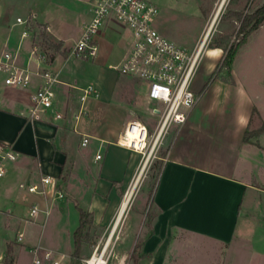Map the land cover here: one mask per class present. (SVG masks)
<instances>
[{
	"label": "crops",
	"instance_id": "crops-1",
	"mask_svg": "<svg viewBox=\"0 0 264 264\" xmlns=\"http://www.w3.org/2000/svg\"><path fill=\"white\" fill-rule=\"evenodd\" d=\"M95 1L0 0V54L4 50L16 53L18 63L28 66L32 72L27 86H17L7 84V74L0 70V141L13 144L18 152L8 172L0 177V208L7 212H0L4 214L3 220L20 225L23 219L29 220L32 205L40 203L41 208L49 210L46 217L55 211L57 222L70 226L75 222L72 213H76L77 219L83 208L91 213L93 222L103 228L107 236L113 233L114 237L118 229L120 236L125 235L130 241L132 235H138L132 249V253L138 249L132 256L134 264H264V143L262 135L249 141L243 138L247 128L262 124L260 121L251 123V113L242 116L232 150L226 155L214 142L212 146L206 142V132L201 130L204 126L198 123L201 117L192 108L187 121L175 127L176 133L167 145L166 154L161 153L162 148L158 153L163 163L156 180L139 185L125 212L121 213L122 193L138 175L144 155L120 144L118 139L126 122L138 118L133 112L135 89L139 87L147 97V84L141 79L137 87L130 79L134 76L128 74L127 91L123 89L111 99L115 105L94 106L92 116L75 121L74 112L80 106L83 85L72 77L74 71L67 51L73 46L68 45L66 36L76 27L79 32L76 38L80 37L85 23L92 17ZM246 2L226 1L225 10L222 9L215 24L224 11V16L227 9L231 13L227 18L223 16L216 35L235 29L234 12L240 11ZM263 3L264 0H259L254 8ZM214 10L200 12L199 34L187 48H194L204 36ZM18 17H22V21H18ZM32 22L38 27L43 25L53 41H62V49L57 51L38 43ZM161 24L158 15L156 25L164 33ZM262 28L264 20L249 34L245 44ZM212 32L209 41H212ZM96 37L98 51L94 61L116 51L117 64L129 46L132 32L120 21L110 18ZM35 42L44 53V59L33 53ZM225 48L222 42L206 46L202 58L207 57L206 67L197 91L202 89L225 54ZM44 68L57 71L61 82L54 85L57 92L54 110L41 119H33L29 110L31 94L42 84L36 71ZM113 106H118L120 112L113 114L112 108L117 110ZM55 110L62 112L63 117L57 118ZM86 135L89 140L84 145ZM43 173L55 179L58 188L65 193L63 197L45 196L20 187L21 182L39 181ZM144 187H151L152 191L143 192L138 201L137 193ZM27 197L30 198L28 215L22 213ZM64 235L67 243L63 247L61 244L46 247L62 263L75 250V241L72 247L70 235ZM20 245L23 248L14 263L32 264L33 253L29 247L35 244L27 240Z\"/></svg>",
	"mask_w": 264,
	"mask_h": 264
},
{
	"label": "rangeland",
	"instance_id": "rangeland-1",
	"mask_svg": "<svg viewBox=\"0 0 264 264\" xmlns=\"http://www.w3.org/2000/svg\"><path fill=\"white\" fill-rule=\"evenodd\" d=\"M154 1L157 2L160 8L159 15L162 21L160 28L164 33L180 44L186 47H191L194 43L195 37L199 34V28L202 24L200 18L202 15H200V12H207L211 9H215V13L221 0ZM258 2L259 0H247V2L242 5L240 11L234 12V16L237 17L235 29L229 33H219L216 35V32L219 30V23L224 16V11L218 23L214 25V30L212 29L213 32L211 31L212 35L210 40L212 41H209L208 44L214 45L227 40L226 38H228V40L223 43L226 45V48L237 46V44L240 43L239 40L243 37V33H240L242 16L253 12L256 9L254 8V5ZM225 6L223 7V10H225ZM229 13H231V11L227 9V14L224 17L227 18ZM32 27L36 30L38 43H43L42 37L40 36V30L42 27L36 26L33 22ZM78 33L76 27L67 33L66 37L69 46L72 47L75 44ZM214 35L215 37L213 38ZM245 43L238 47L231 69L228 67H222L218 70L216 67L221 59L217 62L202 89L198 90L201 92V97L193 107L194 111L198 112L197 114L201 117L198 123L199 125L202 124L204 126L201 130L206 132V136L204 137L206 142L211 144L209 146H212V143L214 142L216 144L215 147L217 149L219 148L221 151L224 150L226 155L232 150V141L235 139L236 128L243 121V115H250L251 113V123H257V121H260L262 124L264 123V28L253 34L249 38L247 44ZM42 45L46 46L44 43ZM67 52L70 67L74 71L72 77L77 78L78 84L83 85V87L92 85L100 94L98 97L95 96V94H91L86 99L85 107L90 112L87 114L85 113L82 116V121L87 118V115L90 114L92 116L94 114V106L96 108L105 105L110 106V104L115 105L116 103H112L111 99H114V97L120 94V91L123 89L127 91L126 77L129 75L122 73L113 67L117 62L116 51L106 55L105 58L99 59L98 61H94L95 58L92 57L83 59L82 57L71 54L70 50ZM206 60L207 57H204V60H201L198 66L193 83L194 89H196L202 77L201 74H204ZM214 71L215 75L210 79ZM134 77H130V79L138 87L141 79ZM92 93H94V91H92ZM133 99V112L135 116L145 121L149 128L153 127L155 125V116H153L150 109L153 103L150 102L144 93L139 90V87L135 89ZM113 107L117 108V110L112 108L113 114L120 112L118 106ZM262 124L257 128L250 130H258ZM150 131H152L151 128ZM175 133V128H172L168 132L163 144L157 151V156L152 157L150 160H147L146 156L143 158L142 165L145 160H147V164L139 183L140 186L153 183L156 180L157 174L163 163L162 159L158 158V153H160L161 148V153L165 150L167 151V145H169V142L173 139ZM263 133L264 131L257 135H252L251 138L257 139L262 135L261 139L264 143ZM262 160L263 157L261 156V161ZM131 185L128 186L126 190H129ZM151 191V187H144L140 193H137L139 194L138 201L141 199L143 192L151 193ZM124 193L125 192L122 193L123 198L121 204L125 198ZM135 199L136 197L134 198V201ZM29 202L30 198L27 197L25 204H23L22 213L26 215H28L27 207ZM38 204L40 205V203ZM73 210L77 211L76 209ZM0 212L5 213L6 209L0 208ZM75 214L76 213H72L75 222L72 223V225L70 224V226L65 222H57L55 211H51L47 217L45 213H41L35 220L23 219L20 225H17L9 219L3 220L4 217L2 218V216H4V214H1L0 264H15V256L19 254V251L23 248L20 244H26L27 240L32 241L35 245L40 244L44 247L52 246L54 244H61V247H63L67 243V236L65 237L64 234L68 233L73 247V232L77 228L80 220L79 216L76 219ZM89 218L90 221L85 231L86 235L83 242L81 257H73V250L70 258L63 263L60 260V264H86L85 258L90 257L96 246L105 241V235L107 236L106 231L104 232L103 228L96 225L91 216ZM18 231L24 233V240L18 241ZM137 239L138 235L135 234L131 236V241L125 239V235L120 236V230L118 229L109 246L110 248L108 252H111V249L113 251L109 263L118 264L120 259L123 256H126L124 264H134L132 249L134 248ZM137 250L138 249H135V254L138 253Z\"/></svg>",
	"mask_w": 264,
	"mask_h": 264
},
{
	"label": "built area",
	"instance_id": "built-area-1",
	"mask_svg": "<svg viewBox=\"0 0 264 264\" xmlns=\"http://www.w3.org/2000/svg\"><path fill=\"white\" fill-rule=\"evenodd\" d=\"M159 12V5L154 0H96L92 6L91 19L85 23L80 37L70 49L71 54L78 57L94 58L98 51L96 36L108 19L115 18L130 28L132 38L129 46L113 67L146 82V95L153 103L150 109L155 116V125L150 127V131L142 119H130L126 122L118 142L136 151H143L142 154L147 160L157 156L168 132L182 126L187 121L190 110L199 101L200 92L193 88V83L209 43V38L204 34L199 43L189 49L168 37L156 25ZM18 21H22V17H18ZM32 51L44 59V53L37 42L33 44ZM0 70L6 72L7 84L27 86L31 82L30 68L18 63L16 53L8 50L1 52ZM36 73L41 76L42 84L31 94L32 105L29 110L33 119H41L47 112L54 110L57 97L54 85L61 82V79L52 68L40 69ZM91 94L98 96L99 91L92 85L81 87L80 106L74 112L76 122L88 113L85 101ZM55 115L57 118L63 117V113L57 110ZM88 140L89 136H84L82 144H87ZM99 157L100 153L97 154V158ZM17 158L18 152L13 144L0 141V177L5 176L10 164ZM20 187L45 196H64L55 179L47 173L41 174L37 182H21ZM41 212L48 214L49 210L34 203L30 208L29 220H35ZM24 236L22 231L18 233L19 240L24 239ZM112 239L113 233L108 234L105 241L96 246L91 256L85 258L86 264H110L113 251L108 250ZM29 250L33 253L32 264H45V261L49 264H60V259L54 258L53 251L40 244L30 246ZM125 259L126 256H123L118 264H124Z\"/></svg>",
	"mask_w": 264,
	"mask_h": 264
},
{
	"label": "trees",
	"instance_id": "trees-1",
	"mask_svg": "<svg viewBox=\"0 0 264 264\" xmlns=\"http://www.w3.org/2000/svg\"><path fill=\"white\" fill-rule=\"evenodd\" d=\"M264 20V3L259 6L258 8H256L253 12L249 13V14H245L244 16H242V24L240 27V33H243V37L239 40L240 43L237 44V46H234L233 48H225V54L222 56L220 62L218 63L216 69L219 70V68L222 67H228L229 69H231L232 63L234 61V57L235 54L237 52L238 47L245 43L247 40V37L249 36V34L256 29L259 24ZM41 30H40V36L42 37V41L43 43L50 48H54L55 50L59 51L62 49V45L63 42L62 41H58L55 42L53 41L50 36L48 35L46 29L44 28L43 25H40ZM228 40V38H226ZM222 41V43H224L225 41ZM221 45V44H220ZM215 71L212 73V76L210 77V79H212V77H214ZM262 131H264V123L262 124V126L260 127V129L258 130H250V129H246L245 133H244V140L249 141L252 137V135H257L259 133H261ZM163 155L166 154V150L164 152H162ZM64 168V166H63ZM149 218L152 221L153 220V215L151 213V211L148 212ZM91 213L84 210L83 208H80V223L78 225V227L76 228L75 232H74V241H75V250L73 252V257H81V251H82V247H83V242H84V238L86 235V229L88 227V223L90 221V217ZM132 255H134V252L132 253ZM135 258L137 259L136 255ZM12 264V263H10Z\"/></svg>",
	"mask_w": 264,
	"mask_h": 264
},
{
	"label": "bare ground",
	"instance_id": "bare-ground-1",
	"mask_svg": "<svg viewBox=\"0 0 264 264\" xmlns=\"http://www.w3.org/2000/svg\"><path fill=\"white\" fill-rule=\"evenodd\" d=\"M226 1L227 0H221L220 1V3H219V5H218V7H217V9H216V11H215V13L213 15V18L211 19V22L209 24V27H208V29H207V31L205 33V37L206 38H208L210 36L211 31H212V29H213V27H214V25H215V23H216V21L218 19L219 14L222 11V9H223ZM139 152L142 153L143 151H139ZM146 164H147V160L144 161V163H143V165H142V167H141L138 175L136 176V178L133 181L131 187L129 188L127 194L125 195V198H124L123 203H122V206H121V213H124L125 210H126V208L128 207V205H129V203H130V201H131V199H132V197H133V195L135 193V190L137 189V187H138V185H139V183L141 181V178H142L143 173H144L145 168H146ZM116 228H117V226H116ZM113 229H115V227Z\"/></svg>",
	"mask_w": 264,
	"mask_h": 264
}]
</instances>
